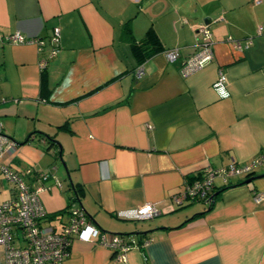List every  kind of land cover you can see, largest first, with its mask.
Returning a JSON list of instances; mask_svg holds the SVG:
<instances>
[{
	"label": "crops",
	"instance_id": "crops-1",
	"mask_svg": "<svg viewBox=\"0 0 264 264\" xmlns=\"http://www.w3.org/2000/svg\"><path fill=\"white\" fill-rule=\"evenodd\" d=\"M150 27L160 52L144 45ZM205 27L212 60L185 76ZM16 33L41 46L7 43ZM0 126V168L32 170L47 226L61 228L72 200L107 240L131 245L118 262L75 241L64 264H264V165L217 177L211 205L174 202L207 169L264 153V0H0ZM0 191L13 196L1 171ZM147 203L152 219L118 216Z\"/></svg>",
	"mask_w": 264,
	"mask_h": 264
},
{
	"label": "built area",
	"instance_id": "built-area-1",
	"mask_svg": "<svg viewBox=\"0 0 264 264\" xmlns=\"http://www.w3.org/2000/svg\"><path fill=\"white\" fill-rule=\"evenodd\" d=\"M202 41L200 50L192 57L186 59L183 74L189 76L212 60V51L209 47L210 32L205 28L200 29ZM59 29L53 31L52 43L57 42ZM7 43L12 44H39L36 40L27 39L20 33H16L6 39ZM56 50L51 51L53 57ZM167 61L175 62L178 57L177 51H168L165 54ZM47 65L46 60L39 64L41 69ZM142 71L138 70L136 76L139 78ZM225 76L220 75L214 84V90L222 93L224 88ZM1 127V126H0ZM3 138L0 137V149L3 145ZM0 154V158H1ZM264 165V153L249 165L241 168L230 165L227 168L207 169L204 174L196 181L187 185L186 190L174 197L177 205L185 204L190 201H202L205 204L212 203L214 180L222 177L224 183L239 173L251 174L256 167ZM4 180L9 183L13 190L11 199L0 202V264H64L69 257L75 241L97 243L103 247L112 249L115 252V260L123 262L131 248L129 242L119 236H112L107 240L106 236L100 233L99 229L87 218L82 209L74 201H70L67 213V221L61 228L56 229L47 226L49 214L44 208L40 193L45 189L32 188L28 184L27 177L32 170L27 169L23 173L15 172L7 166L0 168ZM39 180L46 181L50 178L49 174H37ZM261 195H254V200L260 202ZM156 214L153 204L147 203L138 208L120 212L118 216L125 220L141 221L143 218L152 217Z\"/></svg>",
	"mask_w": 264,
	"mask_h": 264
},
{
	"label": "trees",
	"instance_id": "trees-1",
	"mask_svg": "<svg viewBox=\"0 0 264 264\" xmlns=\"http://www.w3.org/2000/svg\"><path fill=\"white\" fill-rule=\"evenodd\" d=\"M125 34H129V32L126 30ZM128 39H130V37L128 36ZM144 45L150 47L151 49L154 50V52H160L163 50L161 42L158 38V36L156 35L155 31L150 27L148 29V31L145 34V43ZM144 45H140L137 44L135 42L131 43V49L133 54L136 56V58L139 59V61H142L145 59V55L143 53V47Z\"/></svg>",
	"mask_w": 264,
	"mask_h": 264
},
{
	"label": "water",
	"instance_id": "water-1",
	"mask_svg": "<svg viewBox=\"0 0 264 264\" xmlns=\"http://www.w3.org/2000/svg\"><path fill=\"white\" fill-rule=\"evenodd\" d=\"M39 133H40V132H39ZM31 135H34V134H31ZM31 135H30L29 138H27L24 142L19 143L18 145H24V144L28 143V141H29L30 138H31ZM0 137H2L1 134H0ZM44 137L48 140L49 143H51V144H56V142H55L54 140H52L49 136L44 135ZM14 143H15V142H14ZM15 144H16V143H15ZM58 147H59V152H60V155H61V149H62V148H61L60 145H58ZM60 161H61V160H60ZM63 167L66 169V167H65L64 164H63ZM262 178H263V176L252 177V178L247 179L243 184H250L251 182L256 181V180H260V179H262ZM216 196H217V193L213 195V197H212V203H211V204L214 203V198H215ZM211 204H210V205H211ZM154 216H155V215H153L152 217H146V218H143L141 221H146V220L152 219V218H154Z\"/></svg>",
	"mask_w": 264,
	"mask_h": 264
},
{
	"label": "rangeland",
	"instance_id": "rangeland-1",
	"mask_svg": "<svg viewBox=\"0 0 264 264\" xmlns=\"http://www.w3.org/2000/svg\"><path fill=\"white\" fill-rule=\"evenodd\" d=\"M6 193L4 191H0V200L3 199L5 197Z\"/></svg>",
	"mask_w": 264,
	"mask_h": 264
}]
</instances>
